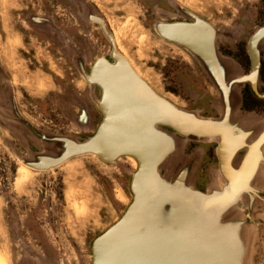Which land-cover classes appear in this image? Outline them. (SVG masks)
I'll return each mask as SVG.
<instances>
[{
  "label": "rangeland",
  "instance_id": "rangeland-1",
  "mask_svg": "<svg viewBox=\"0 0 264 264\" xmlns=\"http://www.w3.org/2000/svg\"><path fill=\"white\" fill-rule=\"evenodd\" d=\"M72 1L73 4L68 0H0V100L9 83L20 113L38 128L62 135H87L98 124L100 114L91 102L85 110L89 112V126L86 129L74 126L68 112L72 109L73 114H78L81 109L70 106L67 91L72 84L65 79L68 71L65 68L63 72V55L59 51L57 57L47 37L25 23L27 14L51 13L89 61L106 54L109 43L97 27H88L82 22V4ZM119 1L123 3L120 9L108 10L95 5L107 15L116 49L159 94L177 105L192 108L196 93H209L208 86L195 63L192 65L189 54L163 41L153 31V24L163 11L154 20L152 3ZM257 1L252 4L251 16L259 10L263 16L258 20L263 23L264 0ZM40 2L46 6L40 7ZM236 28L242 30L241 25ZM86 42L96 48L95 51L92 48L91 57ZM222 55L238 65L234 58ZM73 69L83 94H88L83 79L74 66ZM209 95L205 101L207 111L214 102L213 95ZM18 151L12 136L0 126V254L7 264L32 257H39L41 264H90L91 240L115 222L130 201L127 172L136 169L134 161L123 157L110 165L94 157L81 156L53 171L27 170L25 174L22 169L26 168L16 156ZM262 250L256 253L255 264H264Z\"/></svg>",
  "mask_w": 264,
  "mask_h": 264
},
{
  "label": "water",
  "instance_id": "water-1",
  "mask_svg": "<svg viewBox=\"0 0 264 264\" xmlns=\"http://www.w3.org/2000/svg\"><path fill=\"white\" fill-rule=\"evenodd\" d=\"M77 1L92 12L86 1ZM178 6L172 3L173 11L167 17L171 18L172 24L192 18L208 25L195 13ZM95 15L91 22L99 27L109 42L110 49L105 56L109 58L115 50L112 38L100 15ZM212 29L218 58L238 75V65L218 49V40L221 39H216V31L224 33L223 29ZM257 36L264 38V27L253 35ZM177 46L185 48L180 43ZM184 50L199 66L204 81L216 87V82L204 71L193 52L187 48ZM228 75L233 76V73ZM237 80H230V86L240 82ZM96 85L102 90V86ZM12 92V87L7 85L5 93L13 96ZM7 101L5 109L0 105V126L12 136L18 147L19 163L34 171L48 172L69 159L88 155L105 163L126 156L135 159L137 166L130 173L128 188L130 201L119 218L91 240L90 264H255L256 252H251V247L258 234L252 213L261 212V209L249 207V196L243 189L234 197L231 191L222 195L228 186L225 183L212 182L206 185L205 191L197 189L196 158L194 154L185 153L183 140L171 132V129L175 130L173 126L152 122V132L149 123L154 120L140 109L128 114L119 111L110 114L97 105L102 120L92 134H54L25 121L13 97ZM217 112L220 116V106ZM5 114L9 116L5 117ZM12 117L16 118L15 121ZM206 128L211 126L208 124ZM188 136L202 142L208 138L206 134L199 138L191 131ZM162 137L173 142L172 149L164 151ZM56 154L60 155L51 160L48 158ZM39 156L45 158L43 163L38 162ZM233 189L236 188L231 185L229 190Z\"/></svg>",
  "mask_w": 264,
  "mask_h": 264
},
{
  "label": "bare ground",
  "instance_id": "bare-ground-1",
  "mask_svg": "<svg viewBox=\"0 0 264 264\" xmlns=\"http://www.w3.org/2000/svg\"><path fill=\"white\" fill-rule=\"evenodd\" d=\"M85 1L86 0H84V3ZM172 3L179 5L178 7L181 8L183 7L187 9L186 7L182 6L180 3L177 2H172ZM87 7L92 12H89L88 9L86 10L82 7V10L85 11V18L87 19V22L91 24H95L91 22L95 20L94 16H97L95 15L96 13L94 12L95 9L89 3L87 4ZM162 13L163 14L161 15V18L157 20L155 24H153L154 25L153 30L155 31V34L158 37H160L163 41L173 46H176L183 51H185L184 49L186 48L189 49L198 58L200 65L203 67L204 71L207 74H209V76L217 84L216 87L215 86L211 87L209 84H207V86L209 93L213 95V99H214V102H212L213 107L219 110V106H220L221 109L220 116L216 118L211 117V119H208L207 117L202 118L198 110H196V112H191L190 110H193V108H186L177 105L176 103H174L175 101L172 102L163 95L159 94V92H157L153 88L152 84L151 83L149 84L148 81L141 76L139 71L132 66L128 58H126V56L121 54L116 49L114 43L113 45L115 50L114 52H112V56L110 55L109 58H106L105 56L107 55V53L102 56L101 55L96 56L95 57L96 59L94 58L95 60L93 59L92 62L89 63L88 62L89 59L86 57L84 51L79 47H77L75 44H73L67 38L65 40L64 49H61L60 53L63 55L64 60L66 58L71 59V63L75 65L74 67H76L77 72L82 77L84 85L87 87V91L89 92V97H90L89 103L86 102L84 103L82 102V100H79L76 97H74V100L78 102V104H76L75 106L80 107L81 113L78 112L76 118L72 119V122L74 123V126H83L82 129H86V127H88L90 124L89 122L91 121H90L89 112H86L85 110H86V106L92 102L96 107L100 116L101 113L97 108V105H99L100 109H102L105 113H110V114H112L115 111L124 112V114L126 113L128 114L129 112L132 113L134 110L137 111V109H140L144 112V114L148 118H152L154 120V121L150 120L151 122L149 123L150 128L152 127V122L153 123L160 122L161 124L164 125L173 126V128L176 131L171 129V132L179 139L183 138L182 139L183 149L185 146V142L194 141L193 139H195V137L193 139L189 138L188 136L189 131L196 134V136H199V138H202L203 135L206 134L208 138L204 140V143H216L219 145L218 154H219L220 166L218 167V170L215 173L212 172L213 174L211 175L210 183L218 182L221 183V185L224 183L228 184V186L226 185H225L226 187L224 186L225 190L223 191L222 195H224L228 191H231V193L233 194L232 197L236 196L237 193L243 189V191L249 196V203H248L249 207L252 210L258 208L261 209V214H257L256 217L255 215H253L255 212L252 213L253 222H257V223H259V221L264 222V173L262 176V174L260 175L259 170H257L258 172L257 177L259 179L257 180V182H255L256 178L255 179L253 178L254 176L253 173L255 169H257L256 166L258 164V161L262 160L263 161L262 163H264V120H261V117L257 116V114L254 113H246L243 116L242 115L240 116L239 114L242 113L241 111H239L241 110L240 107L242 102L240 96V90L239 88L236 87V85L239 82H237V84L231 87L230 80L238 79L237 81H242L243 79H245L240 75L241 69L238 66L237 70L239 74L235 75V70L230 68L227 64L224 65L221 59L218 58L213 43V38L215 34H214V30L212 29V27L216 29L218 28V26L211 24L205 19L204 20L207 22L208 25H206L205 23L202 24L201 22H198V20H193L192 18H189V20L185 22L172 24L171 18H167L169 16V13L167 12H162ZM103 22L107 27L104 20ZM48 27L49 24H46L45 28ZM83 27L86 30L84 24ZM107 29L110 35H112L108 27ZM221 29H223L224 33L221 32L220 30L217 31L215 30L216 32H218L216 39L218 38L221 39V42L234 40L235 38L238 37L239 35L238 33L242 31L241 28H240L241 31L239 30L240 32L238 31L239 28L236 30L235 29L230 30L229 28L226 29L221 28ZM259 29L260 28H258L257 30ZM62 37L65 36L62 34L59 36V39L58 37H55L58 39V43L64 41ZM112 37L113 35L111 36V38ZM259 40L260 39L258 38V36L257 37L252 36L248 44L250 53L253 56L252 59L253 68L251 75L247 76L246 79H250L252 81L251 83L253 84H255L257 79V71H258L257 53L259 52L262 44V43L259 44ZM261 40H264V38H262ZM177 43L178 44L180 43V45L184 46L185 48L183 49L181 46H177ZM219 48L220 47L218 44V49ZM73 54H75L74 58H73ZM194 63L197 72L202 76L201 70L197 65V63L195 62V60H193L192 65H194ZM230 73H233V76L231 75L229 76L228 74ZM96 84L102 86V90ZM7 85H9V83H7ZM12 94L13 96L10 94H6L4 92L1 95L0 101L4 109H5V103L8 102L7 99H9V97L10 100H12L13 97L14 103L16 104L18 109L17 100L14 91L12 92ZM6 116L8 117L9 115L5 114V117ZM20 116L23 119H25V121H28L30 124L34 125L24 115L20 114ZM15 119L16 118L14 117L13 120L15 121ZM17 120L18 122H20L19 118H17ZM101 120L102 117H100L98 124L96 125V127H94L95 131L99 127ZM208 124L209 127L211 126L210 129L206 128ZM34 127L37 126L34 125ZM207 129L208 132L206 133ZM150 130L153 132V127ZM73 135H86V134H73ZM172 143L173 142L168 141V139L162 137V146L164 148V151L172 149L171 148ZM243 149L247 150L248 152L247 155L244 156V158L242 157L238 158L237 151L238 150L241 151ZM62 153L63 152H61L60 154ZM60 154L49 156L48 158L51 160L55 157H58ZM191 154H194L196 158V163H195V167H196L201 157L200 150H197ZM88 156L96 158L95 156L92 155H88ZM126 157L133 160L135 165L137 166L135 159L129 156ZM121 158L123 157H119L118 159L112 162H108V163L103 162V163L112 165ZM44 160H45L44 157L43 158L40 156L38 157V162L43 163ZM70 160H73V158L65 161L64 163ZM38 162H36V164ZM21 165L24 168H26V169H22V172L25 174H27L28 171L37 172L22 163ZM133 171L127 172L129 176V181H130V173H132ZM214 174L216 175L214 176ZM138 180H140V177L138 178ZM196 180H197V176H196ZM231 185L232 188L235 187L236 189L229 190ZM128 188H129V184H128ZM254 225H256V223L253 224V226ZM263 240H264L263 237L260 239L256 238L254 240L255 243H253L251 247V252L253 253L263 252L262 250L264 249L262 242ZM36 258H37L36 263H39L38 259L40 260V258L39 257ZM24 260L26 261L27 258ZM28 261L29 260H27V262ZM30 262L32 263L35 261L31 260ZM0 264H7L5 258L1 254H0Z\"/></svg>",
  "mask_w": 264,
  "mask_h": 264
},
{
  "label": "flooded vegetation",
  "instance_id": "flooded-vegetation-1",
  "mask_svg": "<svg viewBox=\"0 0 264 264\" xmlns=\"http://www.w3.org/2000/svg\"><path fill=\"white\" fill-rule=\"evenodd\" d=\"M258 11L259 10H257L254 13V15L251 17L249 16L248 18H244V19L242 18V19H239V21L236 20L237 22L235 23L234 27L236 28L239 25H241V27H242V31L240 32L239 36L237 38H235L236 40L234 39L232 41H225V42H221L220 40H218V44L220 47L219 50H221V52L224 55L232 57L237 61L238 65L241 69L240 75L243 78H245L236 85V87L239 88V90H240V96L242 99L241 107H240L242 113H240V114L243 116L246 113H254V114L259 115L261 117V120H264V40H261V39L259 40V44L262 43L261 47L263 49L260 47V50L257 53V55H258L257 56L258 57L257 69H258V71H257L256 82H255V84H253V83H251L252 81L250 79H246L247 76L251 75L252 68H253V65H252L253 64V60H252L253 57L251 56L248 44H249L252 36L256 33L257 29L259 27L264 26V22L259 23L260 21L258 20L263 16V13L262 12L260 13ZM84 12L85 11L82 10V13H81L82 22L88 24V27L92 26V27H97L99 29V27L96 24H91V23L87 22V19L85 18ZM96 13H97V11H96ZM47 14H51V13H45V15H47ZM218 27L222 28L220 26H218ZM153 28H154V25H153ZM64 30L66 31V29H64ZM99 31L101 32L100 29H99ZM36 33H38V32H36ZM39 34L42 35L43 37H45L43 34H41V33H39ZM101 34H102V32H101ZM102 36L104 37L103 34H102ZM104 39L106 40L105 37H104ZM242 42H243V44H242ZM92 48H93V46H91V45L89 46V44L86 42V49H87L90 57H91V54L93 55ZM93 50H94V48H93ZM88 62L90 63V62H92V60L88 61ZM73 66H75V65L73 64ZM196 94H197V98L195 99V102L193 103V107H192L193 110H198L199 114L201 116L203 115V117H205V116L206 117H209V116L219 117L218 112L212 107V104H210V107H211L210 111H207V109L209 107L206 106L205 101H206V98H208L210 96L209 93L205 92L204 94H200V93L199 94L196 93ZM88 96H89V92H88ZM70 106H72V107L74 106V105H71V101H70ZM92 109H94L93 106H92ZM206 111L209 113H207ZM72 112H73V110L70 109L68 114L71 116ZM100 117H102V115ZM181 139H183V138H181ZM184 150L188 154H191L197 150H200L201 157H200L199 163L196 167L197 180H196L195 186L200 191H205L206 185L210 183L211 175L213 173H215L218 170V167L220 166V160H219V154H218L219 145L216 143H204L201 141H187V142H185ZM247 153L248 152L246 149H243L241 151L238 150L237 151V154H238L237 157L238 158H240V157L244 158V156H246ZM259 161H258V164L256 166L257 169H255V171H254L255 174L253 173V175H254L253 178L254 179L256 178L255 182H257V180L259 179L257 177V175H258L257 170H259L260 175L262 174V176L264 173V170H263L264 169V163H262L263 162L262 160H259ZM215 175L216 174H214V176ZM245 212H246L245 214L248 213L247 210H245ZM256 214H261V212H255L253 215L256 216ZM12 231H14V230H12ZM257 233L260 236V238H262V237L264 238V222L259 221V223H257ZM263 244H264V240H263ZM27 260H29V261L27 262ZM27 260L25 261L24 259H22V260H20V262H17V260H16L12 264H22V263L23 264H39L40 263L39 261H38L39 263H36V260H37L36 257H32V258H29ZM31 260L35 261V262L31 263L30 262Z\"/></svg>",
  "mask_w": 264,
  "mask_h": 264
},
{
  "label": "crops",
  "instance_id": "crops-1",
  "mask_svg": "<svg viewBox=\"0 0 264 264\" xmlns=\"http://www.w3.org/2000/svg\"><path fill=\"white\" fill-rule=\"evenodd\" d=\"M69 1V0H68ZM91 2L93 7L96 9L98 14L104 19L105 23L107 24V27L111 31L109 27V22L107 19V15L102 13L101 11H98L96 6L99 8L101 7L102 9H120L122 2L119 0H88ZM97 1L95 4L94 2ZM135 2L139 0H133ZM145 3H152V11L154 10L155 13V19H157L158 12L163 11V12H168L171 13L173 11L172 8V2H178L182 6L186 7L187 9L191 10L194 12L196 15L199 17H202L203 19L207 20L211 24L228 28V26L235 25L237 22L236 20L239 21V19H244L248 18L249 16L252 15V4L255 2H258L257 0H144ZM71 3V2H70ZM107 3H111L113 5L116 4V6L113 8ZM73 4V2L71 3ZM119 4V6L117 5ZM40 7L46 6L45 2H40ZM42 5V6H41ZM96 5V6H95ZM136 5V4H135ZM165 5V6H162ZM137 6V5H136ZM6 8V7H5ZM255 12V11H254ZM33 18V19H32ZM25 23L34 31L39 32L43 34L45 37H47L46 40H48L50 43L49 45L51 47H54L55 50L57 51V57H58V52L61 51V49H64L65 46V40L68 38L70 41L74 42V39L69 36L68 32H66L60 24L59 20L55 15L52 14H27L25 16ZM49 24L48 28H45V25ZM231 29H237V28H229ZM54 33V34H53ZM60 35H64L65 37L63 38V42L58 43V39ZM54 35V36H53ZM55 37H58L55 38ZM57 41V42H56ZM53 45V46H52ZM95 49V47H93ZM95 51V50H93ZM88 53V52H87ZM73 54V58H74ZM89 56V53H88ZM67 57V56H66ZM65 68L67 69L68 72H66L65 79H68L69 83L72 85H69L71 88L70 90L67 91V94L69 98L71 99V105H76L78 102L74 100V97H76L79 100H82V102L89 103V97L88 94H83L84 90L81 89L80 82L78 80V76L76 71L73 69V65L71 63L70 58L65 59ZM70 63V64H69ZM68 74V75H67ZM75 74V77L72 75ZM62 76V75H61ZM69 76V78L67 77ZM67 81V80H66ZM77 89V90H75ZM79 89V91H78ZM82 91V92H81ZM71 120L73 118H76L77 114L71 115Z\"/></svg>",
  "mask_w": 264,
  "mask_h": 264
}]
</instances>
